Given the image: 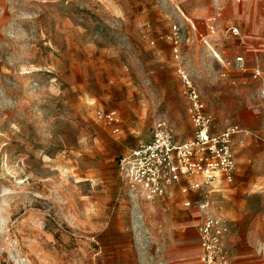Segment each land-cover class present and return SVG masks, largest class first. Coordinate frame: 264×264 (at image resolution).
<instances>
[{"label": "rangeland", "instance_id": "rangeland-1", "mask_svg": "<svg viewBox=\"0 0 264 264\" xmlns=\"http://www.w3.org/2000/svg\"><path fill=\"white\" fill-rule=\"evenodd\" d=\"M223 4L0 0V264H152L181 219L198 237L194 202L208 201L239 242L257 218L264 255V70L244 94L228 82L243 68L237 42L228 33L192 42L195 12L233 13ZM194 47L211 64L199 76L208 78L201 99L213 132L236 129V173L210 195L184 192L195 178L182 177L147 201L119 162L153 139L159 121L176 142L192 138L178 70L191 80ZM111 112L115 127L96 118Z\"/></svg>", "mask_w": 264, "mask_h": 264}, {"label": "built area", "instance_id": "built-area-1", "mask_svg": "<svg viewBox=\"0 0 264 264\" xmlns=\"http://www.w3.org/2000/svg\"><path fill=\"white\" fill-rule=\"evenodd\" d=\"M173 30L176 37L178 30ZM229 32L233 36H240L236 27L230 28ZM241 61V58L237 59V62ZM259 75V71H256L253 77ZM178 76L188 105L187 114L193 128L192 138L176 142L172 129L165 122L159 121L154 126L153 139L131 150L119 162L120 171L131 187L140 189V195L147 201L163 196L166 189L179 183L182 177L201 178L206 189L217 181L231 183L234 178L236 167L231 139L236 129L228 128L220 134L212 133L211 117L205 112L204 103L192 81L181 70H178ZM261 94L264 96V84ZM96 118L104 119L113 127L119 122L114 112L100 113ZM259 140L264 146V125L259 133ZM192 188H199V184L193 183ZM188 205L187 203L186 206ZM199 208L202 211L197 225L200 264H229L225 246V222L209 213L208 203L201 204Z\"/></svg>", "mask_w": 264, "mask_h": 264}, {"label": "crops", "instance_id": "crops-1", "mask_svg": "<svg viewBox=\"0 0 264 264\" xmlns=\"http://www.w3.org/2000/svg\"><path fill=\"white\" fill-rule=\"evenodd\" d=\"M216 2L217 5H222L223 2H228V6H226L230 10L233 9V13L228 14L224 12L223 14L218 12L215 14L207 13L203 10H197L195 12V16H193V18H195L193 20L195 23V27L192 30V34L196 37V39L192 42H194L195 46L200 45L203 47V44L207 42L203 37H206L208 39V42L212 43L216 36L221 35V33H228L230 35V39L227 37V40L231 41L233 39L234 41H236V48L240 51L236 58L243 59L242 70H239L236 75L230 77V80L228 82L238 84L242 83V93L249 94V91L246 90L244 84L254 83L256 87L255 89L257 90L258 82L253 80V74L255 71H260V69L262 71L264 70V0H223ZM233 25L237 26L236 28L239 29V37L233 36L231 33H229V31H227V28ZM190 52L191 58L193 60L192 63L200 64L196 68L192 64H190L187 67V72L191 78V81L196 87L200 98H202L201 96H203V94H206V90H208L207 88H203L202 84L204 83V80H206V84L208 78L202 79L201 76L208 75V68L211 66V64L209 60L201 59L202 57L199 55V51L195 47L193 50L191 49ZM192 53L194 55H192ZM205 53L207 54L209 53V51L206 49ZM199 60L201 61L198 62ZM202 60L205 62V66L201 65V63H203ZM199 74L201 76H199ZM205 112L209 116H211L206 109ZM211 127V132L215 134L216 132H213V121ZM187 181L189 182V187L187 190L183 191H190L192 193H196L198 196L206 194L210 195L211 193L219 189V187L227 186V184H229L224 181H217L206 189L201 178H195ZM193 183L199 184V188L193 189ZM173 186L167 189H170ZM167 189L166 191H169ZM187 203L189 204L187 207H189L191 204L190 202ZM205 203L209 204V213L211 215H215L223 219V217L218 214V210L214 206L213 202L208 201ZM194 205H197L198 214L200 213V219L202 211L199 206L201 204L194 202ZM198 221L196 225H198ZM227 225H229L230 230V233L228 232L227 234V245L230 251V264H264V255L261 253V249L259 248L260 221L257 220V218L253 220L251 224V230L247 234L248 236H245L246 239L242 242L238 241L239 237L237 236V234H235L236 226H232L230 223H228ZM174 226L177 233L175 234L173 245L171 247H166L165 239H163V243H159L160 245L158 249L160 252L157 256V259L152 264H200V250L197 244V232L195 235L191 225H189V222L184 221L183 219H181L180 222L176 223ZM192 239L196 242L195 245L191 244Z\"/></svg>", "mask_w": 264, "mask_h": 264}]
</instances>
